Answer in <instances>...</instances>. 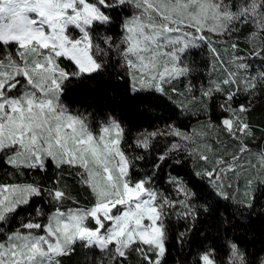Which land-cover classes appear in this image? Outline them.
Wrapping results in <instances>:
<instances>
[{
    "label": "snow or ice",
    "instance_id": "obj_1",
    "mask_svg": "<svg viewBox=\"0 0 264 264\" xmlns=\"http://www.w3.org/2000/svg\"><path fill=\"white\" fill-rule=\"evenodd\" d=\"M241 26L249 27L244 48L237 35ZM116 29L121 41L115 52L131 96L145 97L142 102L147 103L155 98L157 106L171 102L181 113L196 103L199 108L191 114L205 118L201 129L222 131L238 143V152L228 157L207 146L212 155L200 152L199 159L210 167L194 173L207 178L209 195L230 198L223 178L237 173L258 130L249 113L252 99L264 94V70L250 69L254 62L264 69V0H0V163L20 175L47 172L49 166L56 172L50 186L38 180L0 184V229L11 228L21 213H28L19 227L0 231L5 236L0 239V264H62L63 258L75 255L77 245L94 252L91 264H127L132 253L140 264H167L172 219L187 224L176 236L183 244L200 211L209 210L207 203H194L203 199L198 191L203 186L192 176L170 175L171 194L154 186L155 171L133 180L132 158L121 146V121L107 115L97 134L87 116L73 114L62 102L66 92L87 88L88 81L105 71L115 43L107 33ZM220 38L231 40L230 66L216 47ZM202 46L223 75L198 88L189 83L186 91L195 89L199 95L177 103L172 96L182 94L176 88L169 94L165 85L191 75L193 68L184 58ZM61 60L69 67H60ZM241 97L247 102L240 103ZM165 127L167 131L145 130L136 138V146L144 149L158 136L184 141L157 157L156 170L173 152H196L192 145L201 135L196 129L182 131L175 123ZM257 155L264 161V147ZM65 169L89 190V206L63 208L75 200L62 184ZM254 183L264 186V176L249 178L243 198L231 199L253 208ZM45 198L48 213L40 206ZM40 217L47 223H40ZM227 247L226 260L209 247L197 253L195 264H255L238 244Z\"/></svg>",
    "mask_w": 264,
    "mask_h": 264
},
{
    "label": "trees",
    "instance_id": "obj_2",
    "mask_svg": "<svg viewBox=\"0 0 264 264\" xmlns=\"http://www.w3.org/2000/svg\"><path fill=\"white\" fill-rule=\"evenodd\" d=\"M134 9L129 8V12ZM123 13L122 15H127ZM249 31L248 26H241V31L237 34L241 41V47L244 48L245 36ZM104 35L103 30L100 33ZM112 35L115 41L113 51L108 56V66L105 71L96 77V79L88 81L87 88H74L70 92H66L62 96V102L72 111L84 114L90 120L94 129L98 130L99 124L102 123L107 115H113L121 121L125 128L124 140L122 147L126 155L132 158L131 175L133 180L144 178L145 175H151L156 172L154 177V186L165 192L172 193V186L167 183L168 177L176 176L187 179L192 176L203 187L198 189L203 199L194 201L196 204L208 205V212L200 211L199 218L195 222V226L188 234L185 242L181 244L177 241L176 236L187 227L183 220L172 219L170 224L168 255L166 256L167 264H195L197 253L212 247L216 250L217 257L222 260L227 259L228 244L236 243L238 246L246 250L249 259L254 260L255 264H259L264 259V186L255 184V201L254 207L244 208L238 206L232 199H222L211 193L208 186V180L204 177H195L196 172L194 156L189 154L187 150H180L171 153V159L164 164L161 169L153 168L154 163H158L157 157L169 149L173 140H178L175 136H158L151 140L150 147L147 149L138 148L136 146V138L139 133L146 131H154L165 128L167 124L175 123L182 131H191L193 128L199 127L205 119L203 116L197 117L192 115L198 110L199 105L193 111L181 113L175 108V104L171 102H163L159 106L153 99L152 103L142 102L145 97H133L128 92L126 70L121 67L120 57L115 52V47L119 45L121 40L120 29H116ZM99 43V41H96ZM231 40L225 38L218 42V48L226 66L228 64L232 52L230 48ZM101 47H104L102 44ZM192 54V55H191ZM187 54L185 60L192 68V76L196 77L195 86L207 85L208 82L214 80L216 65L214 59L207 47L202 46ZM68 63V62H66ZM215 69V70H214ZM259 63H255L250 69L253 73L261 71ZM221 72V71H220ZM222 72L219 78L222 77ZM75 83V82H74ZM172 85H165L172 93ZM174 95L172 96L173 101ZM177 102V101H176ZM240 103H246L244 97L239 99ZM249 119L258 129L256 138L252 140L249 147L252 152L244 157V167L237 170V173L229 174V178L234 182L239 180L240 171L242 172L243 183L249 179V173L245 170H256L258 168V159L255 153H258L260 147H264V94L257 93L252 99V106L249 113ZM201 120V121H200ZM207 130V129H205ZM208 132V130H207ZM220 138L211 137L209 142L213 149H216V155L229 156L231 151L239 148L238 143L230 138L226 133ZM199 141H202L200 136ZM177 142V141H176ZM181 143V141H179ZM183 143V142H182ZM259 146V147H258ZM212 155V153H207ZM143 156L142 160H136L135 157ZM248 156V157H247ZM182 161L180 165H175L174 160ZM198 165H206L199 158ZM207 166V165H206ZM70 170L65 169L63 173L62 184L67 185L69 195L75 200L66 201L63 208H75L77 206H89L92 196L89 190L78 182V178L69 175ZM252 175V174H250ZM56 172L51 166L47 172H28L24 175L16 173L10 166L0 163V184L4 183H27L33 180L41 181L45 186H50V179H55ZM247 178V179H245ZM246 180V181H245ZM233 190V189H232ZM230 194H232L230 192ZM78 201V205L76 203ZM48 213L51 208L47 203V198L40 205ZM28 216V213H21L17 222L11 225V228L0 229L3 233H8L19 227V220ZM40 223L44 224L47 220L45 217L37 218ZM4 235H0V239H4ZM94 252L84 249L77 245L76 253L71 258H63L62 264H91ZM127 264H140V258L132 253Z\"/></svg>",
    "mask_w": 264,
    "mask_h": 264
},
{
    "label": "rangeland",
    "instance_id": "obj_3",
    "mask_svg": "<svg viewBox=\"0 0 264 264\" xmlns=\"http://www.w3.org/2000/svg\"><path fill=\"white\" fill-rule=\"evenodd\" d=\"M224 38H220L219 39V42L220 41H222ZM121 41V40H120ZM119 45H120V42H119ZM189 54H191V52L189 53ZM192 55V54H191ZM186 58H187V56H185V60H186ZM67 62V60H61V61H59V63H60V67H64V68H67V67H69V65H68V63H66ZM216 71H215V77H214V80L215 79H218L219 78V76H220V66L217 64L216 65ZM193 77H195V76H192V75H190L188 78H186V79H182V80H177V81H174V82H172L171 83V87L172 88H176L177 89V92L178 93H181L182 95H174V99H176V101H177V103L179 102V101H181V100H184L185 99V97L186 96H190V95H192V94H195V95H199V93L198 92H196L195 91V89H194V92L193 93H188L187 91H186V86L189 84V83H191L192 85H195V83H196V77L193 79ZM202 86V85H201ZM197 88L198 87H200L199 85H197L196 86ZM166 88V87H165ZM169 88H166V91L169 93V94H171V92H169ZM61 99H62V97H61ZM196 107V103H194L193 105H190V111H193V109ZM70 110V109H69ZM73 114H80V113H77V112H74V111H72V110H70ZM82 115H84V114H82ZM204 118V117H203ZM201 121V120H200ZM89 122H90V120H89ZM92 129H93V131L94 132H96L97 134H98V130H96V129H94V127L92 126ZM193 129H196V131L197 132H200L201 133V137H202V141H199L198 139H199V137L200 136H198V137H196L195 139H196V142H195V144L194 145H192V147L193 148H195V149H197V151L196 152H193L192 153V155L194 156V160H196L197 161V165H198V163H199V161L197 160L198 158H199V153L200 152H204L205 154H207V153H209V152H207V146H211V144H210V142H209V139L211 138V137H215V138H220V136L223 134L222 133V131H218V130H211V131H208L207 132V130H205V129H201L200 127H197V128H193ZM161 132H164V131H167V129H166V127L165 128H162V129H159ZM67 131H70V129H68ZM154 131H157V130H154ZM145 132V131H144ZM147 132H153V131H147ZM203 133H207L206 135L205 134H203ZM178 139H179V141H181L180 140V138L178 137ZM179 142L178 140H173V143H177V142ZM151 142V141H150ZM184 143V141H181V144H183ZM172 143V144H173ZM121 146H122V144H121ZM101 147H102V145H101ZM212 147V146H211ZM123 148V147H122ZM239 149V148H238ZM238 149L236 150V151H231L230 152V154H229V156L231 155V154H233V153H236V152H238ZM126 154V153H125ZM256 154V156H257V158H258V155H257V153H255ZM248 157V156H247ZM246 161H248V159L247 160H241L240 161V168L238 169V170H240L241 168H243L244 167V165H243V162H246ZM195 167H196V172H200V171H204L205 169H208L210 166L209 165H202V164H200L199 166H197L196 165V162H195ZM245 172H247V173H249V178H252V177H261V176H264V161H261L260 159H258V168H256V170H245ZM229 174H231V173H228L224 178H223V183L225 184V186H226V191L229 193V197H230V199H231V197L233 196V195H237L239 198H243V192H244V190H245V187H246V182H244L243 183V178H242V172L240 171V176H239V180H237L236 182H234L232 179H230L229 178ZM250 174H252V175H250ZM245 179H247V178H245ZM246 181V180H245ZM4 184H14V183H4ZM257 184V183H256ZM228 185H230L231 187H227ZM253 187L255 188L256 186H255V184L253 185ZM233 189V190H232ZM230 192L232 193V194H230ZM82 207H86V206H82ZM45 223H47V221L45 222ZM36 232L38 233V234H44L41 230H36Z\"/></svg>",
    "mask_w": 264,
    "mask_h": 264
}]
</instances>
